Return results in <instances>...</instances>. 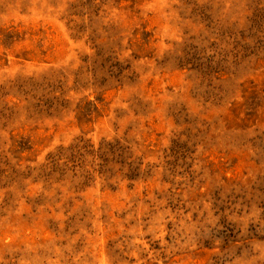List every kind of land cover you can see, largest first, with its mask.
<instances>
[{"label":"rangeland","instance_id":"1","mask_svg":"<svg viewBox=\"0 0 264 264\" xmlns=\"http://www.w3.org/2000/svg\"><path fill=\"white\" fill-rule=\"evenodd\" d=\"M0 264H264V0H0Z\"/></svg>","mask_w":264,"mask_h":264}]
</instances>
